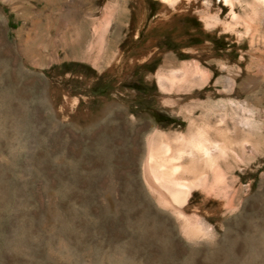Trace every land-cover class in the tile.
Returning a JSON list of instances; mask_svg holds the SVG:
<instances>
[{"label":"rangeland","instance_id":"1","mask_svg":"<svg viewBox=\"0 0 264 264\" xmlns=\"http://www.w3.org/2000/svg\"><path fill=\"white\" fill-rule=\"evenodd\" d=\"M134 2L0 0V264H264V10ZM201 114L238 145L188 238L143 167Z\"/></svg>","mask_w":264,"mask_h":264},{"label":"bare ground","instance_id":"2","mask_svg":"<svg viewBox=\"0 0 264 264\" xmlns=\"http://www.w3.org/2000/svg\"><path fill=\"white\" fill-rule=\"evenodd\" d=\"M134 1L137 5H142L145 1L151 4L155 0ZM160 1L168 9H174L175 6L180 4L182 8H194L201 5V16H203L207 26L211 24L212 20L214 24L220 23V16L223 12L222 5L230 8L232 17L235 20L234 23H236L240 17L236 13V8L243 5L246 12V33L250 42L253 41L255 34L253 22L256 8L261 7L264 10V0H217L220 3H216L215 0ZM99 41L100 44H103L101 35ZM195 81L196 79L193 77L182 79V82L187 86L194 85ZM174 82L172 80V83ZM200 117L202 119L200 124H196L195 119L190 118L184 132L154 130L147 139V156L143 167L144 181L150 193L159 205L172 212L182 233L188 238L211 236L212 231L209 230L205 222L193 221V217L187 216L184 210L191 199L197 196L194 194V190L197 189L203 195L200 200L201 206H218L219 202L211 194L216 195L225 191L223 190L225 177L221 169L223 165L227 164L226 156L228 153L237 150L235 145L237 144L236 134L239 126H230L231 129H227L230 134L225 136L218 130L219 128H212L213 126L207 124V121L204 122V115L201 114Z\"/></svg>","mask_w":264,"mask_h":264}]
</instances>
